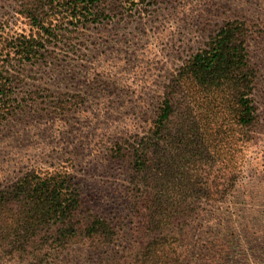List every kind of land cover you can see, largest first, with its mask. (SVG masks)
Wrapping results in <instances>:
<instances>
[{"label":"trees","instance_id":"trees-1","mask_svg":"<svg viewBox=\"0 0 264 264\" xmlns=\"http://www.w3.org/2000/svg\"><path fill=\"white\" fill-rule=\"evenodd\" d=\"M156 1L20 0L16 13L30 22L32 32L13 35L6 53L1 51L0 124L32 108L15 97L13 61L22 67L47 59V44L64 42L70 26L99 22L115 11L113 3L144 11ZM250 40L246 23L227 22L183 63L151 127L127 142L132 218L142 239L115 264H248V251L263 255L264 244L249 239L258 232L234 226L233 215L239 212L241 221L244 211L217 206L233 195L244 162L234 154L245 151L259 123ZM121 151L118 144L115 152ZM82 206L66 171L21 176L0 191V264H53L78 243L112 244L113 224L99 214L84 215ZM256 259L252 262H264Z\"/></svg>","mask_w":264,"mask_h":264},{"label":"rangeland","instance_id":"rangeland-1","mask_svg":"<svg viewBox=\"0 0 264 264\" xmlns=\"http://www.w3.org/2000/svg\"><path fill=\"white\" fill-rule=\"evenodd\" d=\"M19 1L0 0V55L13 35L32 32L30 22L16 13ZM110 7L115 11L99 22L70 26L64 42L47 44V59L22 67L13 61L15 97L32 108L0 124V191L32 170L70 173L84 215L108 219L117 238L100 247L78 243L53 264L122 260L142 239L132 218L127 142L151 127L183 63L227 22L241 21L251 34L259 123L245 151L234 154L244 162L233 195L217 206L243 210L241 221L239 212L233 215L234 226L258 232L249 239L264 244V0H157L144 11L131 10L126 2ZM248 252V264H259L252 262L256 256L264 261V251Z\"/></svg>","mask_w":264,"mask_h":264}]
</instances>
